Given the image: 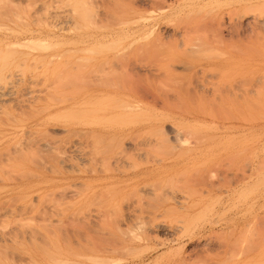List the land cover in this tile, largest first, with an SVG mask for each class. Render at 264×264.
Masks as SVG:
<instances>
[{"label":"rangeland","instance_id":"374dc122","mask_svg":"<svg viewBox=\"0 0 264 264\" xmlns=\"http://www.w3.org/2000/svg\"><path fill=\"white\" fill-rule=\"evenodd\" d=\"M263 4L0 0V264H264Z\"/></svg>","mask_w":264,"mask_h":264},{"label":"bare ground","instance_id":"6f19581e","mask_svg":"<svg viewBox=\"0 0 264 264\" xmlns=\"http://www.w3.org/2000/svg\"><path fill=\"white\" fill-rule=\"evenodd\" d=\"M166 2H167V1H166ZM166 2H165V3H166ZM168 2H169V1H168ZM171 2H172V1H171ZM177 2H178V1H177ZM174 4H175V3H174ZM175 5H176V4H175ZM261 5H262V4H261ZM263 5H264V4H263ZM172 6H173V5H172ZM256 6H257V4H256ZM161 7H163V6H161ZM168 7H169V5H168ZM166 8H167V7H166ZM256 8H257V7H256ZM263 8H264V7H263ZM224 22H225V21H224ZM254 23H256V22L254 21ZM260 23H261V22H260ZM225 26H226V25H225ZM29 42H31V41H29ZM40 42H41V41H40ZM40 42H38V43H40ZM43 42H44V41H43ZM33 43H34V42H33ZM36 43H37V42H36ZM36 43H35V44H36ZM38 43H37V44H38ZM46 43H47V42H46ZM16 44H17V43H16ZM18 44H19V43H18ZM20 44H21V43H20ZM20 44H19V45H20ZM24 44L27 45V47L32 48V47H31V46H32V42L30 43L31 46H29L30 44L28 45V43H24ZM24 44H21V45L24 46ZM37 44H36V45H37ZM42 44H44V43H42ZM42 44H40V46H41ZM33 46H34V45H33ZM44 46H45V45H44ZM44 46H41L40 48H42V47H44ZM47 46H48V44H47ZM35 47H36V46H35ZM28 49H29V48H28ZM32 49H33V48H32ZM45 49H46V48H45ZM48 49H49V47H48ZM30 50H31V49H30ZM36 50H37V49H36ZM38 51H39V50H38ZM38 68H39V67H38ZM1 76H2V75H1ZM47 88H48V87H47ZM49 88H51V87H49ZM52 88L55 89V87H52ZM48 90H50V89H48ZM48 90H47V92H48ZM48 93H49V92H48ZM48 95H49V94H48ZM51 95H52V93H51ZM48 99H49V98H48ZM172 128H173V127H172ZM162 129H163V128H162ZM57 130H58V129H57ZM159 130H160V129H159ZM164 130H165V128H164ZM164 130H163V132H164ZM157 131H158V130H157ZM161 131H162V130H161ZM166 131H167V130H166ZM174 131H176V130H174ZM174 131H173V132H174ZM47 132H48V131H47ZM157 133H158V132H157ZM166 133H167V132H166ZM166 133H165V134H166ZM161 134H162V132H161ZM177 134H178V133H177ZM177 134H176V135H177ZM162 135H164V134H162ZM180 135H181V134H180ZM51 136H52V135H51ZM178 136H179V135H178ZM161 137H162V136H161ZM179 137H180V136H179ZM175 138H176V137H175ZM179 140H180V138H179ZM182 141H183V140H182ZM175 142H176V141H175ZM183 144H185V143H183ZM188 144H189V143H188ZM179 147H181V146H179ZM25 148H26V147H25ZM192 149H193V148H192ZM22 150H23V149H22ZM26 150H27V149H26ZM26 150H25V151H26ZM189 150H190V149H189ZM15 152H16V151H15ZM23 152H24V151H23ZM9 157H10V156H9ZM225 178H226V177H225ZM225 178H224V179H225ZM227 180H228V179H227ZM175 182H176V181H175ZM218 182H219V181H218ZM220 182H221V181H220ZM225 182H226V181H225ZM228 182H230V181L228 180ZM178 183H180V181H179ZM221 184H222V183H221ZM174 196H175V195H174ZM170 197H171V196H170ZM173 198H174V197H173ZM178 203H179V202H178ZM185 231H186V230H185ZM60 237H61V236H60ZM72 237H73V236H72ZM72 237H71V238H72ZM44 238H45V237H44ZM44 238H43V239H44ZM73 238H74V237H73ZM45 239H46V238H45ZM82 239H83V238H82ZM89 239H90V238H89ZM37 240H38V239H37ZM62 240H63V239H62ZM68 240H69V239H68ZM75 240H76V239H75ZM141 240H142V239H141ZM146 240H148V239H146ZM38 241H39V240H38ZM40 241H43V240L41 239ZM50 241H51V240H50ZM65 241H66V240H65ZM82 241H83V240H82ZM85 241H87V239H86ZM52 242H53V241H52ZM76 242H78V241H76ZM94 244H95V243H94ZM64 245H65V244H64ZM66 245H67V244H66ZM89 245H90V244H89ZM42 246H43V245H42ZM54 246H55V245H54ZM57 246H58V245H57ZM75 246H76V245H75ZM39 247H40V245H39ZM55 247H56V246H55ZM55 247H54V248H55ZM67 247H68V246H67ZM94 247H96V245H95ZM40 248H41V247H40ZM43 248H45V247L43 246ZM69 248L71 249V247H69ZM56 249H57V247H56ZM58 249L60 250V248H58ZM91 249H92V248H91ZM116 249H118V248H116ZM121 249H122V248H121ZM46 250H47V249H46ZM71 250H72V249H71ZM113 250H114V249H113ZM56 251H57V250H56ZM91 251H92V250H91ZM98 251H99V250H98ZM121 251H122V250H121ZM47 252H49V251L47 250ZM59 252H62V251H59ZM66 252L69 253L68 251H66ZM92 252H94V250H93ZM114 253H115V252H114ZM118 253H119V252H118ZM53 254H54V253H53ZM55 255H57V254H55ZM129 255H130V254H129ZM50 256H51V255H50ZM50 256H48V257H50ZM57 256H59V255H57ZM61 256H63V255H61ZM75 256H77V255H75ZM123 256H124V253H123ZM127 256H128V255H127ZM53 257H54V256H53ZM59 257H60V256H59ZM78 257H79V256H78ZM82 258H84V257H82ZM89 258H90V260H93V259H95L96 257H95V258H94V257H89ZM91 258H93V259H91ZM51 259H52V258H51ZM86 259H87V258H86ZM100 259H101V258H100ZM28 260H29V259H28ZM56 260L58 261V258H57ZM87 260H88V259H87ZM112 260H113V259H112ZM29 261H30V260H29ZM29 261H28V262H29ZM54 261H55V260H53V262H54ZM57 261H55V263H56ZM88 261H89V260H88ZM94 261H95V260H94ZM104 261H105L106 263L108 262V261H106V260H104ZM117 261H118V260H117ZM120 261H122V260H120ZM24 262H25V261H24ZM58 262H59V261H58ZM58 262H57V263H58ZM63 262H64V261H63ZM29 263H31V262H29ZM109 263H110V262H109ZM147 263H149V262H147ZM21 264H22V263H21ZM33 264H34V263H33ZM68 264H69V263H68Z\"/></svg>","mask_w":264,"mask_h":264}]
</instances>
